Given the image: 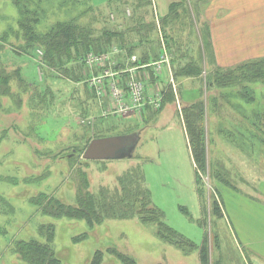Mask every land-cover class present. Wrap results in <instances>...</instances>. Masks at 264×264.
I'll list each match as a JSON object with an SVG mask.
<instances>
[{"label": "rangeland", "instance_id": "rangeland-1", "mask_svg": "<svg viewBox=\"0 0 264 264\" xmlns=\"http://www.w3.org/2000/svg\"><path fill=\"white\" fill-rule=\"evenodd\" d=\"M116 2L118 0H32L26 9L30 13L38 12L34 27L38 34L47 32L57 22L73 21L99 38L102 32L119 30L118 27H125V22H131L133 7ZM149 2L151 19L155 25L154 20L158 21L160 29L155 30L170 63V52L177 50L169 47L168 51L166 43L172 34L159 19L167 12L168 0ZM215 4L214 0H192L193 7L199 6L200 10L214 8ZM17 20L13 1L0 0V70H5L4 75L0 74L11 81L10 98L0 99V139L4 137L0 141V264H20L12 252L14 243L28 240L44 243L38 229L47 225L54 227L52 249L61 264H89L96 251L103 254L101 264H122L107 252L110 249L128 256L134 264H199L196 251L185 255L174 245L161 242L155 236L154 226L143 225L134 217L111 218L89 229L83 221L40 213L45 205L43 202L40 206V202L46 195L75 205L73 184L83 186L86 179L87 191L91 194L96 195L100 186L113 191L116 178L123 176L133 164L141 168L153 207L162 213L165 225L195 246L205 245L208 264H264V150L254 141L250 143L235 135L230 139L222 131L220 134L223 118L210 113L193 123V113L185 115L188 108L180 103L181 92L174 74L182 67L170 63L167 74L164 70L158 71L159 81L167 75L161 91L152 85L156 80L154 74L151 76L147 68L140 70L147 82L145 92H149V96H160V107L153 110L147 105L139 111L119 115L108 92L98 98L89 82L102 71H121L114 68L122 63L126 69L128 56L124 51L117 54H111L110 50L88 52L80 58L63 60L53 69L43 64L39 50L24 53L25 47L16 35ZM240 46L235 56L239 57L226 59L230 65L225 67L254 58L247 48L257 50L253 43L242 42ZM231 50L234 48L228 53L218 50L219 59L231 56ZM150 51L157 52L155 46ZM134 53L139 58L140 50L135 49ZM89 54L104 58L107 55L108 60L101 65L87 64L85 58ZM15 69L26 87L15 81ZM184 71L194 75L186 64ZM215 73L201 76L198 84L204 103L209 95L205 79ZM120 79L117 84L121 88L127 76ZM3 87L0 86V94ZM250 88L254 100L231 98L228 101L235 110L246 115L264 105L263 87L255 84ZM165 102L172 106H164ZM172 107L180 113L185 127L187 117L190 129L196 132L195 129L202 127L206 132V166H197V178ZM146 109L152 110L154 115L163 109L159 119L148 127L144 120ZM229 113L227 119L236 120L234 113ZM134 132L138 133L139 140L133 159L84 161L81 158L88 138ZM71 155L73 163L68 160ZM138 157L142 162H138ZM77 237L79 240H73Z\"/></svg>", "mask_w": 264, "mask_h": 264}, {"label": "trees", "instance_id": "trees-1", "mask_svg": "<svg viewBox=\"0 0 264 264\" xmlns=\"http://www.w3.org/2000/svg\"><path fill=\"white\" fill-rule=\"evenodd\" d=\"M12 1L18 14V31L16 35L21 41L22 46L25 47L24 53L27 51L31 53L35 50H39L42 53V62L47 67L56 69L58 65H61L63 60H71L72 57L80 58L88 52L101 53L103 50H109L114 46L124 51L127 56L135 54V48L131 46L127 47L125 44V36H127L129 32L133 33L134 30V27L131 28L128 26L136 20L133 18V11L131 14V22L129 24V21L125 22V24H127V26L125 25V31L110 29L102 32L99 38H94L85 27H81L73 21H70L71 23L57 22L52 28L47 30V32L38 34L34 29L37 24L38 12L34 10L30 13L26 9L28 3L32 4V0ZM133 9L135 10L136 8L134 7ZM138 31L139 33L141 32L140 37H142V41L145 40L147 43L154 44L157 52L153 54V52L150 51L151 49L145 50V52L139 56L137 62L129 66L149 65L150 63L156 62L160 55V42L155 26L152 23L145 26L140 25L138 26ZM4 35L7 37V34ZM166 46L170 52L168 42ZM118 69H124L123 63L114 68V70ZM147 69L152 76V69ZM181 69V71L174 73L175 77L177 75H201L200 68L192 63L187 64V69H191L194 75H189L184 71V67ZM0 72L4 75L5 70H0ZM215 72L214 75L206 77L205 79L204 84L206 93L209 94L206 103L201 101L187 107L188 109L185 111V115L187 114L190 116V114L193 113L191 116L193 123L200 122L204 119L205 114L210 113L219 118H223L222 121H224V123L221 122L222 129L218 130L220 134L223 132L230 139L235 135L250 143L254 141V144H257L264 150V105L254 109L249 115H246L241 111L235 110L228 102L231 98H244L248 102L254 100V97L249 91H252L250 87L255 84H260L264 90V58L246 62L232 68L217 69ZM13 73V77L17 84L21 87H26L25 81L20 76L18 69H15ZM139 76H142V73H139ZM206 76H208V74H206ZM9 81V78L2 77L0 74V86H4L2 94H0V99L10 98ZM229 112L234 113V116L237 117L236 120L234 118L227 119V116L230 114ZM185 123L186 127H184L188 148L195 166L197 178V166L200 168H205L206 166L207 151L205 141L207 136L202 127L200 129H195L196 132L190 129V125L187 123V117ZM3 138L4 137H2L0 141H2ZM93 139L96 138H88L86 141L87 145ZM73 157L74 156L71 155L68 157V160L72 162L74 160ZM73 166L75 167L76 164ZM81 176L85 177V174ZM73 186L75 189V205L64 204L60 200L46 195L43 197L42 202H40V206L45 202L43 208H40V213L54 218L83 221L89 229L99 226L105 220L111 218L125 219L134 217L143 225L154 226L156 228L155 236L161 242L174 245V247L185 255L196 251L199 263L208 264L205 245L202 244L200 247H197L188 240H184L182 236L165 225L162 213L153 207L151 203L150 193L145 187L140 167L133 168L119 177L113 191L101 188L96 195L91 194L87 191V179L83 186H79L78 184H73ZM38 232L39 235L44 237V243L35 240L16 241L14 243L12 252L16 255L19 263L61 264L52 249V242L54 239L53 225L40 226ZM73 240H79V238L77 237ZM184 247L187 248V250H185ZM107 252L122 264H134L128 256L123 255L115 249H110ZM102 260V252L96 251L89 264H101Z\"/></svg>", "mask_w": 264, "mask_h": 264}, {"label": "crops", "instance_id": "crops-1", "mask_svg": "<svg viewBox=\"0 0 264 264\" xmlns=\"http://www.w3.org/2000/svg\"><path fill=\"white\" fill-rule=\"evenodd\" d=\"M193 1L199 2L202 0ZM148 2L149 0H118V2H116L121 5L128 3L130 4V7L136 8L135 10L132 8L134 13L133 18L136 19L135 22L132 24H129L128 22V26L131 28L134 27V30L133 33L129 32V34L125 36V44L127 47L131 46L140 50L139 56L142 55L145 50L153 49L155 45L149 42L147 43L145 40L142 41V37H140L141 32L139 33L138 26H145L152 23L156 30L160 29L157 24L158 21L154 20L156 22L155 25L151 19L152 15L151 12L149 13L148 8L150 2ZM214 2L216 3L215 6L213 5L214 8L200 10L199 6L196 8L193 7L192 0H168L165 16L160 18L157 15L162 26L167 32H171L172 34L171 36L167 35L170 37L168 38L169 47L177 50V52L173 51L172 54L170 52V63L175 66L177 64V66L182 68L185 64L192 63L201 70L200 76L177 75L175 77L177 81L176 83L181 92L180 103L185 107L201 102V88L198 85L201 82V76L209 74L217 69H227L225 66L230 64L226 59H237L239 57L235 56L241 49L240 43H253V48L257 50H252L247 47L252 53V56L256 59H247L241 63L240 61H237L239 62L238 65L264 57V0H214ZM124 18L127 19V16L124 15ZM228 23H230V25ZM118 29L119 31L126 30L124 26H122V28L120 26ZM236 43L237 46L235 45ZM231 48H234V50H231V56H225L223 59H219V56L217 55L218 50L220 53H228ZM225 50L227 51L224 52ZM166 80L167 75H165L160 81L159 79L157 81L156 78L152 85L161 91L160 87L163 86ZM182 95H184V99L182 98ZM164 97L167 98V95ZM166 105L170 104L165 102L164 106ZM162 110L155 115L151 112L152 110H145L147 113L144 118L145 122H147L145 123L146 127L159 119ZM171 111H173L179 119L186 140L187 149L190 154L183 118L173 107L171 108ZM167 114L169 113L167 112ZM189 156L193 168L195 169L191 155ZM131 158L133 159V157ZM138 158V160H140L138 162H142L143 159L140 157ZM132 163H134V161ZM133 168H135L134 164L127 168L124 174ZM119 177H117L115 181H117ZM143 178L145 187L149 191L144 175ZM101 188L107 187L100 186L97 191Z\"/></svg>", "mask_w": 264, "mask_h": 264}, {"label": "built area", "instance_id": "built-area-1", "mask_svg": "<svg viewBox=\"0 0 264 264\" xmlns=\"http://www.w3.org/2000/svg\"><path fill=\"white\" fill-rule=\"evenodd\" d=\"M112 50V51H111ZM111 54H117L120 51L117 48H112ZM162 55L158 61L151 64L156 72L160 71L163 65H168V57L162 49ZM105 60H108V56L87 55L85 61L87 64L101 65ZM136 57L132 56L130 62H135ZM137 68H126L119 72L102 71L100 76H97L89 82L90 87H94L96 96L102 97L108 92V95L115 103V113L122 115L129 111H139L145 106H152L158 109L160 106V96H146L145 84L142 80L136 77ZM123 74H127V79L120 88L117 84ZM121 80V79H120ZM148 97V98H147Z\"/></svg>", "mask_w": 264, "mask_h": 264}, {"label": "water", "instance_id": "water-1", "mask_svg": "<svg viewBox=\"0 0 264 264\" xmlns=\"http://www.w3.org/2000/svg\"><path fill=\"white\" fill-rule=\"evenodd\" d=\"M139 140L138 133L93 139L85 148L84 161H107L130 158Z\"/></svg>", "mask_w": 264, "mask_h": 264}]
</instances>
